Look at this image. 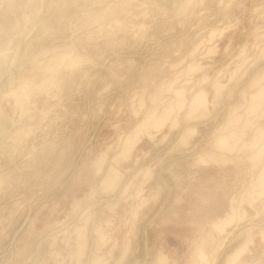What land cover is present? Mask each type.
I'll return each mask as SVG.
<instances>
[{
  "label": "rangeland",
  "instance_id": "374dc122",
  "mask_svg": "<svg viewBox=\"0 0 264 264\" xmlns=\"http://www.w3.org/2000/svg\"><path fill=\"white\" fill-rule=\"evenodd\" d=\"M0 264H264V0H0Z\"/></svg>",
  "mask_w": 264,
  "mask_h": 264
},
{
  "label": "bare ground",
  "instance_id": "6f19581e",
  "mask_svg": "<svg viewBox=\"0 0 264 264\" xmlns=\"http://www.w3.org/2000/svg\"><path fill=\"white\" fill-rule=\"evenodd\" d=\"M181 92H182V91H181ZM181 92L179 91V94H180V95L182 94ZM200 95L205 96V94H202V93H201ZM258 95H260V94H258ZM258 95H257V98H256V99H258V97L260 98V96H258ZM205 97H206V96H205ZM254 98H255V96H254ZM251 99H252V98H251ZM196 100H197V99H196ZM259 100H260V99H259ZM251 101H252V100H251ZM253 101H254V99H253ZM256 101H257V100H256ZM256 101H255V102H251L253 105H252L251 103H250V105H251V106H254V103H255V105H257V107H259L258 104L256 103ZM251 106H250V107H251ZM253 108H255V106H254ZM154 128H155V127H154ZM241 252H242V251H241ZM237 253H238V251H237ZM242 253H243V252H242ZM235 254H236V253H235ZM238 255H240V254L238 253ZM238 255H236V256H238ZM236 256H235V257H236ZM238 257H239V256H238ZM238 257H236V258H238ZM235 261H236V260H235Z\"/></svg>",
  "mask_w": 264,
  "mask_h": 264
},
{
  "label": "crops",
  "instance_id": "0c3cea01",
  "mask_svg": "<svg viewBox=\"0 0 264 264\" xmlns=\"http://www.w3.org/2000/svg\"><path fill=\"white\" fill-rule=\"evenodd\" d=\"M261 238H262V236H261Z\"/></svg>",
  "mask_w": 264,
  "mask_h": 264
}]
</instances>
